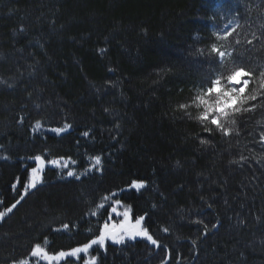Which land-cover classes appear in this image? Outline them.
<instances>
[{
  "label": "trees",
  "instance_id": "1",
  "mask_svg": "<svg viewBox=\"0 0 264 264\" xmlns=\"http://www.w3.org/2000/svg\"><path fill=\"white\" fill-rule=\"evenodd\" d=\"M213 44L228 67L253 73L245 77L251 94L264 71V0H0V157H9L0 159V211L23 191L35 162L27 157L60 160L0 223V264H47L31 257L36 243L50 254L88 243L115 199L132 220L145 216L175 257L168 264H264V97L237 119L239 135L204 130L192 101L220 74ZM65 123L73 127L51 131ZM133 180L145 189L131 188ZM201 219L222 226L209 223L200 239ZM91 255L97 264H161L168 253L141 239L94 246Z\"/></svg>",
  "mask_w": 264,
  "mask_h": 264
},
{
  "label": "snow or ice",
  "instance_id": "2",
  "mask_svg": "<svg viewBox=\"0 0 264 264\" xmlns=\"http://www.w3.org/2000/svg\"><path fill=\"white\" fill-rule=\"evenodd\" d=\"M23 31V29H21ZM213 35H217V38L226 39L228 36L232 35V32H227L224 37H219L218 34L213 33ZM255 35V34H254ZM251 43V42H249ZM211 52L217 54L218 59L213 60L212 63L217 66V71L220 73L215 76L214 79H209L206 81L208 86L206 88L202 87V94L196 95L192 103L201 109L200 114L198 116V120L200 124L205 126V131L211 133L213 131L212 128L208 127V125L214 126L216 130H219L223 133L224 136H229L233 131H237V119L243 116L246 113L252 112L257 108L256 104H252L248 107L250 101H256L258 97H264V71L259 73L258 84L259 87L254 89L251 94L245 95V90L247 85L249 84L248 79H243L241 81L240 78L243 77H252L253 73L249 70H246L244 66H241L239 63H233L232 67H228L227 64L224 63L223 58L225 56V52L220 51L215 44L211 47ZM223 66V70H220L219 66ZM227 81L229 84L235 82V84L243 83L244 87H225L223 85V81ZM0 83H5V81L0 80ZM31 96V93H29ZM261 106H264V100H261ZM39 107V105H37ZM181 108H186L187 105L181 104ZM20 122H23V117H21ZM41 127V122L37 121L35 128L39 129ZM73 127L70 123H65L62 127L52 128L51 131L55 133L57 136L62 133L67 132L69 129ZM87 137L89 133L86 131L82 134ZM237 135L239 132L237 131ZM261 141H264V133L260 136ZM200 143L202 145H207L211 143V140H201ZM4 145L0 144V148H3ZM0 159L8 160V156H2ZM21 159H24L23 157ZM27 159H32L36 162L35 167L30 168V172L28 173V179L26 183L21 185L23 191L19 193V198L15 199V202L11 204V206L7 207L5 211H0V223H5L6 219L9 218V214L13 213L14 209H17L18 205H21V202L26 199L28 195L32 193V190L39 191L38 185H42L44 183L42 173L44 172V168L46 165L45 159L41 155H35L32 157H27ZM62 159V158H61ZM94 160V168L98 169V166L101 164V157L94 156L92 158ZM246 157L241 156L240 161H246ZM240 161L232 160L230 163H239ZM48 164H52L55 166H60V160H50L47 161ZM66 167V165H63ZM87 174V173H85ZM67 176L74 177L76 180L80 179V175L76 174L73 171H68ZM20 184V178L16 179L11 187L13 190H17L18 185ZM131 188L136 191H140L141 189H145L146 182L145 181H137L133 180L130 185ZM113 196L116 193L112 194ZM105 200H108L109 197H104ZM204 197L201 196V200ZM2 203V201H0ZM225 204L228 203L227 200L224 201ZM206 207L208 209H213V203H207L205 201ZM99 208H103L104 204L101 203L98 205ZM123 207L124 210L118 211L119 208ZM131 209L122 205L120 199H115L112 201L111 212L116 214L117 216H122L123 219L119 222H111V217L108 220H105L102 226L99 228V235L94 239H91L88 243L83 244L82 246L72 248L69 251H59L54 254H50L46 248L42 247L40 243H36L32 248L30 255L33 258H38L39 260L46 261L47 264H53V262H58L66 257H76L80 258V255L88 254L90 249H93L94 245H98L99 248L105 247V242L111 240L112 243L116 245H127V241L136 240L137 237H142L146 239L151 245H154L157 249L163 248V250L168 253V255L161 260V264H168L169 259H175V257L169 251V246L167 244L161 245L159 239H156L149 233L148 228L144 227L143 221L145 220V216H139L133 222L130 216ZM203 211V208L201 209ZM97 213L93 211L91 215L95 216ZM183 219V217H182ZM259 220V217H257ZM190 223H193L190 221ZM197 225H203V233L200 239L206 237L210 234L209 223H211V229H218L222 226V221L217 220L215 223L209 221V223H205L204 220H197L194 222ZM238 223L243 224L245 221L241 220ZM64 230H68L69 225L64 224ZM59 229H57L58 231ZM164 232H169V229L165 227L163 229ZM179 239V237H177ZM45 243L47 241L45 240ZM193 245V250H195L197 246V240L193 239L191 241ZM94 251H98V249H94ZM240 256L243 257L244 253L241 252ZM13 264H29V260L27 259H16L13 260ZM85 264H97V256L91 255L88 260L85 261ZM177 264H179L177 260Z\"/></svg>",
  "mask_w": 264,
  "mask_h": 264
},
{
  "label": "rangeland",
  "instance_id": "3",
  "mask_svg": "<svg viewBox=\"0 0 264 264\" xmlns=\"http://www.w3.org/2000/svg\"><path fill=\"white\" fill-rule=\"evenodd\" d=\"M178 52V51H177ZM241 79V81L243 80V79H246L245 77H243V78H240ZM223 85L225 86V87H232V86H235V87H237V88H239V87H244V85H243V83L241 82L240 84H235V82H233L232 84H229L226 80L225 81H223ZM36 166V162H34V167ZM46 167H55V165H52V164H48L47 162H46V165H45V168ZM44 168V169H45ZM30 172V171H29ZM28 172V173H29ZM27 179H28V174H27V178H26V181L24 182V183H26L27 182ZM124 210V208H119L118 209V211H123ZM111 222H119L120 220H122L123 219V217L122 216H117L116 214H114V213H112L111 212ZM135 220H133V222H134ZM141 239H144V238H142V237H137L136 238V240H141ZM130 241V240H129ZM106 243H110V244H113V245H116V244H114V243H112V241L111 240H108V241H106L105 242V244ZM94 246H98V245H94ZM93 246V247H94ZM99 247V246H98ZM80 256H82V258L84 259V264H85V261L86 260H88L89 258H90V250H89V253L88 254H81ZM76 258V257H75Z\"/></svg>",
  "mask_w": 264,
  "mask_h": 264
}]
</instances>
